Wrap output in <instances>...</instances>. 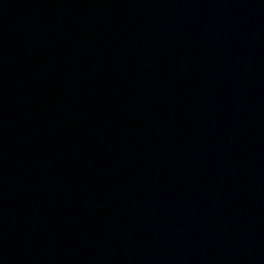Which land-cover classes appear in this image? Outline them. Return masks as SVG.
I'll return each mask as SVG.
<instances>
[{
	"label": "water",
	"instance_id": "obj_1",
	"mask_svg": "<svg viewBox=\"0 0 264 264\" xmlns=\"http://www.w3.org/2000/svg\"><path fill=\"white\" fill-rule=\"evenodd\" d=\"M75 0H0V264H39Z\"/></svg>",
	"mask_w": 264,
	"mask_h": 264
}]
</instances>
